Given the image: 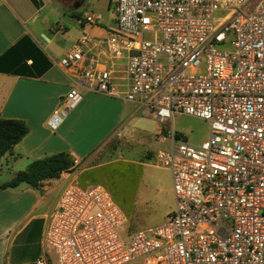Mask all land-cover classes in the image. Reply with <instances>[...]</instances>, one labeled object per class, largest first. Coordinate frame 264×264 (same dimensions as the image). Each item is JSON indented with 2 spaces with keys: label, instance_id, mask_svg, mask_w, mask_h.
Listing matches in <instances>:
<instances>
[{
  "label": "built area",
  "instance_id": "1",
  "mask_svg": "<svg viewBox=\"0 0 264 264\" xmlns=\"http://www.w3.org/2000/svg\"><path fill=\"white\" fill-rule=\"evenodd\" d=\"M253 1L117 0L107 45L125 65L123 90L112 69L85 64L89 37L60 61L79 71L85 89L137 103L164 126L172 148L156 160L171 173L176 207L126 247L119 228L128 216L111 191L70 185L47 216L55 264H264V0L249 12ZM81 100L72 89L49 126ZM176 114L207 123V139L180 137Z\"/></svg>",
  "mask_w": 264,
  "mask_h": 264
},
{
  "label": "crops",
  "instance_id": "2",
  "mask_svg": "<svg viewBox=\"0 0 264 264\" xmlns=\"http://www.w3.org/2000/svg\"><path fill=\"white\" fill-rule=\"evenodd\" d=\"M116 2L0 0V119L24 121L29 129L0 164L24 163L25 171L32 162L61 152L75 158L71 172L45 180L39 188L22 184L0 189V264H36L44 255L48 264H55V252L44 243L47 216L68 186H105L97 180L98 173L119 164L126 165L124 180L133 174L134 165L163 167L156 154L172 148L161 139V124L142 113L137 103L91 92L83 86L79 71L60 67L74 46L89 37L83 45L85 64L95 61L100 68L112 69L114 83L125 89L123 60L114 59L107 45L116 26ZM88 15L96 17V23H87ZM74 88L82 95L81 102L59 116L60 125L52 129L50 120L55 111L66 109L67 95ZM136 129L144 137L153 136L158 150L143 144L136 159L130 154L107 158L117 146L133 148L137 143L130 134ZM133 189L137 206L144 198L143 188L138 184Z\"/></svg>",
  "mask_w": 264,
  "mask_h": 264
},
{
  "label": "rangeland",
  "instance_id": "3",
  "mask_svg": "<svg viewBox=\"0 0 264 264\" xmlns=\"http://www.w3.org/2000/svg\"><path fill=\"white\" fill-rule=\"evenodd\" d=\"M261 0H254L249 6L248 11L252 12ZM147 39L151 36H146ZM162 126V125H161ZM171 128V125L168 126ZM164 128V126H162ZM174 128L180 137H184L188 142L200 144L207 139L209 135V126L207 123L187 115H175ZM166 130V127H165ZM96 135H94V138ZM130 139L137 144L133 148L125 149L123 146H117L107 158H117L130 154L132 158L138 157L141 153V145L148 146L152 150H158L154 145L155 139L150 134H143L136 129L131 132ZM160 165V164H158ZM24 163L3 162L0 164V184L11 181L16 175L24 171ZM126 165L119 164L115 167L104 168L98 173L100 183L105 185L111 191L113 198L120 204L128 216V221L119 228L120 237L126 247L129 246L133 233L138 230L157 226L162 224L167 216L172 213L176 207V199L173 191V181L170 171L160 166H133L132 175L124 180L123 173ZM126 179V177H125ZM81 182L82 179H81ZM140 184L143 188L142 201L134 206V186ZM81 187H88L77 184ZM135 264H144V259L138 260Z\"/></svg>",
  "mask_w": 264,
  "mask_h": 264
},
{
  "label": "trees",
  "instance_id": "4",
  "mask_svg": "<svg viewBox=\"0 0 264 264\" xmlns=\"http://www.w3.org/2000/svg\"><path fill=\"white\" fill-rule=\"evenodd\" d=\"M28 132L24 121L0 119V160L18 145ZM74 165L75 158L68 152L48 156L32 162L25 171L0 186V189L17 188L22 184L39 188L43 181L57 179L64 172H71Z\"/></svg>",
  "mask_w": 264,
  "mask_h": 264
}]
</instances>
